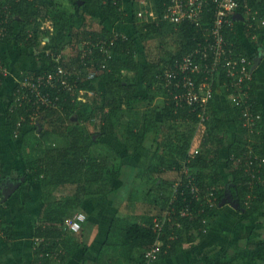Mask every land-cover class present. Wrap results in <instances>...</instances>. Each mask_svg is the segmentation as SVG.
<instances>
[{
	"label": "trees",
	"instance_id": "trees-1",
	"mask_svg": "<svg viewBox=\"0 0 264 264\" xmlns=\"http://www.w3.org/2000/svg\"><path fill=\"white\" fill-rule=\"evenodd\" d=\"M78 1L82 2L81 5H78ZM162 1L166 0H153L159 8V13L161 10L159 4ZM248 1L253 10H258L262 6L261 2L256 0ZM4 4L0 0L1 18L4 13ZM122 5L123 0H22L20 3L10 5L11 15L14 18H10L9 25L6 26L7 33L4 37L0 36V42L10 44L11 50L19 56L27 57L24 55L25 50H35L37 45L31 41L23 42V31L15 33L13 23L21 26L27 21L26 19L48 18L54 28L52 27L53 34L47 48L58 53L65 43L71 44L78 38L88 40L91 71L94 72L92 79L83 80V82L81 79L77 85L72 83L74 77H70L69 86L72 87V90L69 91L49 84L42 86L43 91L54 95L55 105L40 108L38 111L37 123L40 129L37 126L24 127L28 128L26 136L30 135L31 142H36L32 146V143L28 146L30 147L29 152L24 153V147H21L19 151L25 167L24 182L29 180L38 183L46 188V193H52L48 187L53 184L58 189L61 188L60 191L55 192L57 196L54 201L44 203V210L33 225L30 241L31 264H49L53 261L66 264L68 259L70 260L83 245L86 223L82 224L79 232L72 233L65 228V221L71 218L73 211H85L83 206L85 196L106 195L114 192L112 182L121 175V167L112 165L114 159L109 155V152L106 153L107 155L101 156V153L96 151L98 140L94 139V132L100 137L109 139L120 137L123 139L121 144L127 150L126 153L132 150L142 149L144 151L147 147L152 148L154 145L156 149L152 150L153 153L147 167L137 171L134 177L135 181H139L142 186L130 188L131 194L129 202L127 201V208L132 207L135 213L128 212L119 216L121 211L117 209V214L111 220L106 238L92 264H148L145 254L157 241L162 242V245L156 257L157 260L153 264H168L184 243H191L197 238L204 237L208 231L207 220L218 209L219 202L224 196L222 187L213 188V184L222 179L223 172L217 165L225 143L224 135L228 131L227 121L222 117V110L216 103L215 93L217 89L226 91L232 78L225 76L226 71L221 66L222 61L215 63L212 57L203 59L195 53L198 42L204 40L202 32L206 23L202 22L201 28L187 23L173 26L160 20L161 13L156 21L136 23L138 21L136 9L135 7L131 9L128 19L138 29V31L136 29L137 35L140 34L143 38L144 35L150 36L145 41L156 35L159 40L171 38L177 45L176 51L167 52L168 61L165 62V59L162 58L154 61L156 62L154 65L147 63L144 66L143 83L148 87L150 93L143 100L148 99L150 102L137 106L133 102L142 101L141 98L136 99V96H133L136 94L137 81L128 80V78L122 79L118 71L119 67H126L133 73H139L140 67L135 61V54L138 51L135 42L123 34V37L119 36L112 45H109L107 43L112 35L111 31L106 29L93 31L85 26L84 10L86 7L97 10L105 17L115 20L122 14ZM206 20L210 19L206 17ZM170 26H172L170 32L164 34L163 32ZM228 29L226 28L224 34L228 40L229 49L234 53L245 55L249 61L254 60L249 52V46L257 47L259 46L257 44L264 45V42L256 43L251 39L253 28L244 30L242 24L235 22V25ZM239 31H243L244 34L241 36ZM255 31L259 32V28ZM102 38L106 39L105 47L108 46L107 56L110 58H101L99 49ZM72 47L74 48V45ZM189 54H192L191 65L184 74L181 72V65L184 63V57ZM34 57L32 60L27 58L30 65L22 67L16 72L20 79L36 81L37 78L50 74L58 65L62 66V62H55L50 55H34ZM161 60L165 62L162 70L158 69V63ZM102 62L108 71L102 68ZM71 63H78V61L72 58ZM71 63L64 62V67H62L68 70ZM0 65L8 67V63L2 55H0ZM193 66L197 69L195 72H192ZM212 66H216L215 70L212 69ZM187 75L196 83L200 81L210 83L213 89V96L208 103L209 124L206 122V130L202 133L200 131L199 137H193V140L191 139L194 130L191 126L195 122L197 125L199 111L194 110L196 105L189 106L180 102L181 95L186 91L184 80ZM1 78L5 82L7 77L2 76ZM250 82L247 83L251 85L255 106L260 109L259 101L255 97L254 83ZM154 83L156 87L151 89ZM86 88L93 89L98 93L97 97H92V104L86 103L84 99H79L74 95L75 91L77 94ZM72 91L73 93H71ZM9 93L12 97L10 103L13 105L15 95L14 88L11 86ZM159 94L163 97L161 104L152 105L151 102ZM121 105L124 106L125 111L124 115L120 116L126 115L130 120H121L118 125L120 116L117 117V115L122 108ZM9 107L6 108L5 116L9 117L12 127L13 125L15 127L17 115L25 114L21 109L11 113ZM105 108H109L111 111L106 118L103 115ZM228 109L225 117L228 116L234 123H237L239 130L229 147L225 169L231 177L230 191L244 209L241 211V217L247 219L256 213L264 203V178L251 180V176L247 173L248 166L243 158L242 162L235 160L237 164L230 160L232 153L237 156V159L241 157L238 155L245 152L249 140H246L247 137L245 138L246 130L241 126L238 108L232 104ZM88 111L92 112L86 117ZM71 115L77 118L76 124L71 125L68 122ZM131 115L134 117L132 118ZM103 117L106 122L101 124ZM92 120L94 121L92 122ZM85 121L88 122L86 127L94 126L93 131L84 126ZM29 122L30 119L27 117L21 126ZM206 123L202 126H205ZM187 125L190 127V132L187 130L179 132V128H185ZM148 136H152L153 139L148 140ZM34 137H38V139L34 140ZM49 137H55L58 143L54 144L55 146L51 144L43 147L40 143ZM191 147L198 151L194 157L188 155L190 151L194 150ZM253 148L257 150L258 144L253 145ZM112 149L114 147L110 148L111 151ZM115 151V149L112 151L114 152L113 158L119 157L120 159L121 156ZM184 161L185 163H183ZM180 163L188 168L187 173L183 171L184 168ZM262 170L264 177V168ZM173 174H175L174 178L178 180L175 181L177 182L176 193L174 192L172 197H169L165 191L170 184H176L173 183L174 181L171 182ZM188 180L191 181L189 184ZM191 185L197 187L198 191L192 193ZM63 189L68 191L71 196H64ZM135 192L148 194V196L151 193L152 196L148 198L150 200L148 203L154 211L161 209L158 210L161 215L155 214V216L149 211L151 209L136 213L138 206L132 202L133 199L130 201L132 196H136L133 194ZM211 192L214 195L212 197L209 196ZM167 202L168 205L165 206ZM154 217L163 222L160 232L153 228ZM87 220L86 216L85 222ZM178 223H180V227L177 226ZM0 224V229L3 230L1 231L2 236L9 244L12 240L13 225L3 221L2 216ZM89 247L90 245L87 246V249H90ZM257 259L264 260V239L252 249H238L221 257L212 258L207 254H194L189 264H233L237 260L252 261Z\"/></svg>",
	"mask_w": 264,
	"mask_h": 264
},
{
	"label": "rangeland",
	"instance_id": "rangeland-1",
	"mask_svg": "<svg viewBox=\"0 0 264 264\" xmlns=\"http://www.w3.org/2000/svg\"><path fill=\"white\" fill-rule=\"evenodd\" d=\"M151 2H152L151 0H123V6L125 7V9H127V12H126L127 15L121 14V16L115 20H112L110 18L105 17L100 12H98L97 10H94V9L86 12V14H85V26H87V28L89 30L100 31L101 29H106V30L111 31L112 33H117V32L123 33L127 37L131 38L132 41L135 42V46L138 49V51L135 54V61L138 63V65L140 67L139 73H133V72L129 71L126 67H122V68L119 67L118 71H119L122 79L128 78V80L137 81L138 86L136 89V94L133 96H136V99L141 98V100H142L141 102H138V103L133 102L134 105L137 104V106H141L142 104H145L146 102H148V103L150 102L148 99L143 100L144 98H146L147 94L150 93L148 90V87L143 83L142 77H143L144 66L147 63L148 64L151 63V65H154V63H156L154 61H156L158 59H162V58L165 59V62L168 61L169 56H168L167 52L176 51V46H177L174 43L173 39H171V38H165V39L159 40L158 35H156L154 38L145 41V39L150 38V36L147 37V35H144L145 37L143 38L140 36V34L137 35L138 29L133 25L131 20L128 19V17H129L128 13L134 7L150 10L151 9L150 8ZM41 18L42 17H40V19ZM262 23L263 22L261 21V19H257L255 26L260 29ZM39 25H40V21H39ZM171 28H172V26L167 27L163 33L168 34L170 32ZM136 29H137V31H136ZM19 32H20L19 28H16L15 33H19ZM239 33H240V35L244 34L243 31H239ZM45 44H46V46H49V44H47V42ZM9 45L10 44H3L0 42V55L4 56L5 60L7 61L10 73H13V72L15 73V72L19 71L20 69H22V67L29 66L30 64H29V61L27 60V58L29 60H32L34 55L35 56L36 55H38V56L44 55L45 56L48 53V52H45L46 51L45 45H43L42 43H39V45L36 47L35 50H25L26 52L24 53V55H27V57L26 56H19V54H17L13 50H11ZM257 45H259V44H257ZM249 47H250L249 52L252 55V57L260 60L258 67H255V68H257V70H259V69L262 70L263 66H264L263 65V61H264V55H263L264 48L263 47H264V45H259L257 47L253 45V46H249ZM35 58L36 57H34V59ZM165 62H162V60H161L160 63H158L159 64L158 69H161V70L164 69V63ZM8 82H10L9 79H8ZM257 83H258L259 89H261V91H262L264 79L262 80L258 76ZM155 87H156V84L154 83L153 87L151 86V89H153ZM157 91L160 92L159 90H157ZM216 91L217 92L215 93V95H216L215 100L217 101L216 103L220 106V108L222 110V117L224 119H226V121H227L228 131L224 135L225 143H224V146L222 147L223 151L221 154V159L217 165V167L220 168V171L223 172L221 174L222 179L219 182L213 184V188L222 187L224 189V196L221 199V201L219 202L218 209L207 220L208 221L207 222L208 231L204 235V237L200 238V239L197 238L194 242H191V243H184L183 246L181 247V249L178 250V252L175 255V257L173 258V260L171 262H169L168 264H189V261L194 254L195 255L203 254L202 252H205L207 255L211 256L212 258L224 256L226 254L225 252L227 251V243H225V241H223V239L227 238V235H226L227 231H229L230 229H238V231L242 232V235H244L243 231L245 230V235H244V237H245L246 233H249V231L251 229V224H252L253 228L256 226L259 228L262 224H264L263 207L262 208L260 207V209L256 212L257 216H255L251 220L250 219L243 220V218L241 217V211L244 209L240 206L238 200L236 199L234 194H232L230 191L229 187H230L231 177H230L229 172L226 171V169H225L226 168V159H227L229 147L234 141V138L230 140V137H233L231 134L232 129L237 131V129L239 128V125L234 123L231 119H229L228 116L225 117V114L229 110L228 108L232 105L231 94L226 92L225 90H222V89H217ZM87 92L84 94H80L79 96L81 99L86 100V103L88 102V103L92 104L93 103L92 97H94V96L97 97L98 93L96 91H94L93 89H91L88 93ZM261 96H262L261 100L263 103L261 105V107L263 108V114H264V97H263L264 95H263V93H261ZM161 98H163V97L161 94H159V96L156 99H153V101L151 102L152 105L161 104V102L163 100ZM121 107L122 108L119 110V115H117V117L120 115H124V113H123L125 111L123 109L124 106L121 105ZM91 112L92 111H88L86 113V117H88ZM103 113L104 114L106 113L105 115L107 117V114L111 113V111H109V108H107L106 110H103ZM133 117L134 116H132V118ZM113 118H115V117L113 116ZM156 119L159 120L158 117H156ZM121 120L127 121V120H130V118L126 115L120 116V120H119V122H117V124L120 123ZM93 121L94 120H92V122ZM68 122L71 125L76 124L77 118L75 116H72L71 118H69ZM104 122H106V121H104ZM87 124H88V122L85 121L84 126L86 127ZM32 125L37 126V128L40 129V126L38 125L37 122L32 124ZM193 126L195 127V125H193ZM193 126H191V127H193ZM197 126L199 129H201L200 130L201 133L203 131H205L206 127H207V125H205V126L197 125ZM93 127H94L93 125H90L89 127H86V128L89 130H92ZM187 127H189V126L187 125ZM187 127L179 128V132H182L185 130L190 132V127L189 128H187ZM194 127L192 128L193 130H194ZM263 130H264V127H263ZM184 133H187V132H184ZM20 135H21V133L19 132L17 137H11L9 129H6V126L0 125V157L2 158V162H3L4 166H7L9 164V168L11 167L10 170H8L7 174L5 173L2 175V173H1V175H0V192L4 193L9 188H12L11 191L10 190L7 191V194L12 192L13 197L15 196V194H18L22 191H26V188L31 187L30 189H33V190H31V192H33L34 194L37 191V189H39L38 186L35 184H31V185L29 184L26 187L22 186L20 189L17 188V185H19V184H17V182L22 180L21 176H20V172H23V174H24V171H25L19 151H20L21 147H24L23 148V149H25L24 153L29 152L30 147H28V146L31 144V138H32V137H30V135L29 136L25 135L26 137H20ZM93 137H95L94 139H97V140L98 139H101L102 141L106 140L108 145L115 144V147L118 149L117 152L116 151L115 152L119 153V155L121 156L120 159H119V157L113 158L114 152L108 151L109 155H111L112 159H114L112 162V165H117V166L120 165L122 173L117 179H115L112 182L114 192L108 194L106 199L105 198L103 199L104 203L107 201L105 207L103 204V207L101 208L102 210L99 209V211L97 210L94 213V218L98 219V222H97L98 231L101 232L100 235H104V228L106 227V225L109 224V221L107 222V218L109 217V219H110L112 217V214L114 217L117 214V209H119V211H121L125 214L128 212H134L135 213V211L132 210V207L127 208V205H128L127 203L129 202V197L131 194L130 187H132L134 185L139 186V187L142 186L139 181L135 184V181L133 179L136 176L137 171H139L141 169H145L147 167V164L151 159L153 148L147 147V149H148L147 151H143L141 149V150L134 152L132 150L131 152H129L130 153L129 154V153H126L127 150L125 149L124 145L120 143L123 140L120 137H115L114 139H109L107 137H100L95 132L93 133ZM36 139H38V137H34V140H36ZM147 139L151 140V139H153V137L148 136ZM229 140H230V143H228ZM57 143H58V141L55 139V137H49L48 139H44L40 144L43 147H45V146H49L51 144L56 145ZM34 144H36L35 141L32 142L31 146ZM109 148H110V146H109ZM12 150L14 151V153H13V156L11 159V157L9 158L8 151H12ZM183 163H185V161ZM180 164L182 165V168H184V171H185L186 168H185L184 164H182V163H180ZM174 175L175 174H173V176L171 175V182L174 181L173 183H176V184L175 185L170 184L169 188H167V190L165 191V194L169 197L170 196L172 197V195L175 192V189L177 187V182H175V181H178V180H176V178H174L175 177ZM148 187H149V185H148ZM133 194H135L136 196H132V198H130V201H131V199H133L132 202H135V204L138 206L136 213L146 211V209H151L149 211L152 212L154 215L155 214L161 215V212L158 211L161 209H158V210L156 209V211H154L151 208L150 203H148V201H150L148 198L152 196L151 193H150V196H148V194L137 193V192H135ZM87 202L88 203H86L85 206L86 207L88 206L89 211H91L94 207H93V205L91 206V203L89 202L88 199H87ZM161 204H163V203H161ZM167 205H168V202L165 204V206H167ZM17 207H18V209H15V216H16V222L18 224V228H19L20 232H18L16 237H15L14 246H12L11 249H8V247H6V245L3 242V239L1 238V235H0V262L2 264H31V242L30 241L32 238V233H33V225L30 224L29 221L27 220V211L21 210L19 206H17ZM28 210H31V209L29 208ZM73 213H75V211H73L72 214ZM99 219H100V221H99ZM155 221H157V223L159 225H163V222L161 220L154 217L153 218V226H154ZM257 231L263 233L264 229L260 228ZM22 234L24 236V239L19 240V238ZM213 236H217L216 240L214 239ZM222 236H224V237L222 238ZM97 238L98 239H96V241L95 240L93 241V243L94 242L95 243L93 245H90V247H89L90 249H87L86 244L81 245V247L79 248L77 253L72 258H70V260L68 259L67 264H92L94 262V256L96 254L95 250L100 248L98 246L102 242L100 236H97ZM242 240H245V239L242 238ZM216 241H218L220 244H222L224 246L225 251H224L223 247H221L222 249L220 247H219L220 249L216 248V245H215ZM87 242L89 243V241H87ZM159 245H162V242H159ZM241 245H242V242H241ZM232 251H233V248H232ZM156 260H157V258H155L153 261H151V264L154 263ZM238 261L239 260L235 261L233 264H244V263L238 262ZM59 263L53 261L51 264H59ZM198 264H201V263H198Z\"/></svg>",
	"mask_w": 264,
	"mask_h": 264
},
{
	"label": "crops",
	"instance_id": "crops-1",
	"mask_svg": "<svg viewBox=\"0 0 264 264\" xmlns=\"http://www.w3.org/2000/svg\"><path fill=\"white\" fill-rule=\"evenodd\" d=\"M2 1L5 3L4 4L5 8H3L4 13H2L3 14L2 18L0 17V26H1V29H2L1 37H4L6 35V33H7V30H6L7 27L6 26L9 25L10 18H12V19L14 18V16L11 15L10 5L12 3H20V1H22V0H2ZM28 1H33V0H28ZM151 1L152 2L150 3L151 4V7H150L151 9L150 10L142 9V8H135L136 9V18L138 20V21H136V23H142V22L151 23L153 21H156L158 16H160V13H161L160 20L166 21V22L172 24L173 26H176V25H179V24H182V23H187V24H190V25H194V24L189 23V22H182V23L174 24V23H171V22L165 20L164 16H165V14L168 11L169 6L171 5L170 0H166L164 2L163 1L160 2V4H159L160 9H161L160 13H159V8L157 7V4L154 3L153 0H151ZM256 1L261 2L262 6H260L258 8V10H253V9L252 10L256 11L257 19H261V21H263V24L261 25V27L259 29V32L255 31V29L257 30V27L253 28L254 32H252V34H251V39L253 41H255L256 43L257 42L261 43V42H264V16H263L264 1L263 0H256ZM81 3H82L81 1H78V5H81ZM248 3H249V1H248ZM260 8H261V11H260ZM90 10H92V8L86 7V9L84 10L85 14H86V12H88ZM121 11H122L123 15L124 14L127 15V13H126L127 9H125V7L123 5L121 6ZM207 12L208 11H206V17L210 19V16H209L210 14L207 13ZM26 20L27 21L24 20L25 23L23 25H21V26H17V24L13 23L14 31H16V28H19V30L21 32L23 31V33H24L23 42L24 41L25 42L31 41V42L35 43L37 46L39 45V43H42L46 47V49H45L46 51L45 52H48L47 55H45V56L50 55L51 58L55 62L58 59L57 60L58 63L62 62L61 63L62 66L64 65V62L71 63L72 58L76 59L78 61V63H71V65L69 66L70 69L67 70L74 76L80 75V73L83 72L84 70L91 71L92 64H91V61L89 60V54H90L89 48H90V45H89V41L88 40H80V38H78L79 40L76 39V41H72L71 44L70 43H65L63 45V47L59 49L58 53H54L51 49L47 48L48 46H46V44H45L47 42V44L50 45V42H51V35L53 34V29H52L53 25L51 23V20L48 19V18H44V17H42L41 19L39 17L38 18L36 17V18H30V19H26ZM39 21H40V25H39ZM194 26L196 27V25H194ZM115 34L124 36L123 33H118L117 32V33H112L111 37H113ZM105 40L106 39L102 38L100 44L103 43ZM1 43L6 44L4 42H1ZM198 43H200V42H198ZM72 45H74V48L72 47ZM105 45H103L100 48L107 49V51L99 50V53H100L102 59H105L106 57L110 58V56H107L108 55V46L106 48ZM259 45H262V44H259ZM263 55H264V51H263ZM102 66H104L105 67L104 69L106 71H108V68L105 66L104 62H102ZM7 70H8L9 77L6 78L5 82H3L2 86L0 87V125L1 126H6V129H9L11 137H14V133L15 132L16 133L20 132L21 133L20 137H26L25 135H27L26 131L28 130V128L34 127V125H32L30 122L28 124H25L24 126H21L22 123L24 122V120L28 117L27 113H25L23 111L25 115H22L21 113H20V115H17L15 127H14V125L12 127L11 121L9 120V117L5 116V111H6L7 106L8 107L9 106L10 107L13 106L12 103H10L11 99H12V97H11V95L9 93L10 86L13 87L14 84H16V79H20V77H18L16 75V72L15 73L14 72L10 73L9 67H7ZM253 74H254L253 78L255 79V81L253 82V78H252L250 83H252V82L254 83V86H255V89H256L255 90L256 91L255 97L259 101L260 109H257V107L255 106L253 93L251 92L252 91L251 85H249V89H248V91H249L248 103H250V105L249 104H245V105H243L241 107H237L235 105L234 106L237 107L238 110H239V118H240L241 126H242V128H244L246 130L245 138L247 137L246 140H249V145L248 146L250 147V149L253 150V152H252L253 155H256V156H258L260 158H264V130H263V127H264V114H263V108L261 107V105L263 104L262 100H261V97H262L261 93H263V95H264V83H263V86H262V88H263L262 91H261V89H259L258 83H257L258 76L262 80L264 79V68L262 70H260V69L257 70V68H254L253 69ZM8 79H9L10 82H8ZM83 80L86 81V80H90V79L84 78ZM83 80H82V82H83ZM201 82L202 81H200L199 83H201ZM77 84H75V85H77ZM88 90H89L88 88H86L84 90L82 89L77 94H76V91H75L74 95L77 98L81 99L79 95L86 93ZM211 90H213V89L211 88ZM226 91L228 93H230L229 90H226ZM71 93H73V91ZM51 95L54 98V95L52 93H51ZM248 107H249V110H251L252 112H254V113H256V114H258L260 116V118L257 119V128H256L257 131H250L249 132V131H247L246 127L243 126V112ZM40 108H45V107L41 106ZM106 109L107 108H105L104 110H106ZM206 109L208 111V105L206 106ZM13 112H15V110L11 111V113H13ZM97 114L99 115V113H97ZM105 114L103 113L104 117L106 118ZM72 116H74V115H71V117ZM104 117L101 118V124H104L105 123L104 121H106V119H104ZM209 120H210V117L208 118V121ZM208 121H207V123H208ZM19 123H20V125H19ZM179 123H183V122H179ZM207 123L205 125H207ZM184 124H186V123H184ZM179 125H181V124H179ZM194 125H195V127L193 126L194 127V132H193V136L192 137H199L200 134L198 135V133H200V129L196 125V122H195ZM25 126L28 127V128L27 129L24 128ZM238 130H239V128L237 129V131ZM237 131L232 129V133L231 134H232L233 137H230V140L236 137ZM193 139L194 138H192L191 140H193ZM230 140H229L228 143H230ZM255 144H258V146H259V148L257 150L253 148V145H255ZM109 146H110V148L114 147V149L116 151L118 150L115 147V144L108 145L106 140L102 141L101 139H98V143L96 144V147L98 149L96 151H98V153H101V156L107 155L106 153H108V151L109 152L114 151V149H112V151L109 150L110 149ZM152 148L155 150L156 149L155 145ZM147 150L148 149H146L144 151H147ZM222 151L223 150H221V154H222ZM13 153H14L13 150L12 151H8L9 158L11 157V159H12ZM252 166H253V168H251L250 171H247V173H249L251 178L253 180L264 178L263 175H262V172H263L262 169L264 168V164L260 168L257 167L258 163H255ZM10 168H9V164L7 166H4V164L2 162V158L0 157V175H1V173H2V175L5 174V173L7 174L8 170H10ZM256 169L259 172L255 171ZM24 170H25V167H24ZM253 174L255 175V177H252ZM20 176H21L22 180L19 179L20 181L17 182V184H19V185H17L18 189H20L22 186L26 187L29 184L30 185L31 184H35V185L38 186L39 189H37V191L34 194L33 192H31V190H33V189H30L31 187L30 188H26V191H22V192H20L18 194H15L14 197H13V193L12 192L7 194V191L8 190L11 191L12 188H9L4 193L0 192L1 193L0 194V199H1V202H0V217L2 216V220L5 221L6 223H9V224L13 225L12 226V230H11L12 240H11V242L9 244L6 243L7 240L5 239L4 236H2V232H1V231H3L2 228L0 229L1 238L3 239V242L5 243L6 247H8V249H11V247L14 246L15 237H16L17 233L20 232V230L18 228V224L16 222V216H15V209H18L17 206H19L21 210H26L27 211V220L29 221L30 224L34 225L35 222L37 221L38 217L40 216L41 212H43V210H44L43 209L44 208L43 207L44 203L45 202H49V201L50 202L54 201L55 200V196H57V193H55V192L60 191V189H61V188L58 189L57 187H55V184H53V185L48 187V189H50L52 193H46V191H45L46 188H44L40 184L35 183L33 181H29V180L24 182L25 178H24L23 172H20ZM133 180L135 181V178ZM137 182L138 181H135V184ZM132 187H130V188H132ZM64 196H71V194L68 191L64 190ZM107 196H108V194H106V195H98V196H88V197L85 196L84 205H83L85 211L84 212H80V211L76 212L75 211V213L72 214V216H73L76 213H84L87 216V218H88L87 222H85L86 223V231L84 232V236H83V240H82L83 244L84 245L86 244V246L93 245L95 243V242L93 243V241L94 240L96 241V239H98L97 236H100L102 242L99 244L98 247H101V244L104 242V240L106 238L108 226H109L111 220L113 219V214H112V217L110 219H109V217L107 218V222L109 221V224L106 225V227L104 228V235H100L101 232L98 231V227H97L98 219L94 218V213L97 210L99 211V209L102 210L101 208L103 207V204H104V207H105L107 201L104 203L103 199L104 198L106 199ZM87 199L91 203V206L93 205V207H94L92 209L93 211L92 210L89 211V207L85 206V204L88 203ZM262 207H263V210H264V203L262 204L261 208ZM29 208L31 210H28ZM123 214L124 213L121 212L119 214V216H121ZM255 216H257V213H254V214L250 215L247 219H243V220H248V219L251 220ZM99 221H100V219H99ZM260 228L264 229V224H262L259 228L257 226L253 228V226L251 224V229H250L249 233H246L245 237H244L245 230L243 231L244 235H242V232H239L238 229H230L229 231H227V233H226L227 238L223 239V241H225V243H227V251L225 253L229 254V253H232V252H234V251H236L238 249H245V248H251L252 249L255 246H257L258 244H260L262 242V240L264 239V232L261 233V232L257 231ZM213 237L216 240L217 236H213ZM223 237L224 236H222V238ZM242 238H244L245 240H242ZM22 239H24L23 234L20 236L19 240H22ZM87 241H89V243ZM241 242H242V245H241ZM215 245H216L217 249H220L221 247H223V249L225 251L224 246L222 244H220L218 241L215 242ZM232 248H233V251H232ZM99 249L100 248L95 250L96 254L94 253L95 254L94 258L98 254ZM202 253L206 254L205 252H202ZM31 254H32V250H31ZM199 255H201V254H199ZM238 262H242L244 264H264V260H262V259L261 260L257 259V260H252V261L239 260ZM31 263H32V257H31ZM51 263H49V264H51ZM0 264H2V263L0 262Z\"/></svg>",
	"mask_w": 264,
	"mask_h": 264
},
{
	"label": "built area",
	"instance_id": "built-area-1",
	"mask_svg": "<svg viewBox=\"0 0 264 264\" xmlns=\"http://www.w3.org/2000/svg\"><path fill=\"white\" fill-rule=\"evenodd\" d=\"M170 2L171 5L164 16L165 20L174 24L189 22L200 28L203 26L202 22L206 23V27L203 28L202 32L204 40L197 45L195 53L200 55L203 59H208L210 56L213 58L215 63L222 61L221 66L226 71L225 76L232 78L230 85L227 87V90H229L231 94L232 103L237 107H241L245 104L250 105V103H248L249 84L247 82L252 80L255 59L249 61L245 55L234 53L230 50L228 47V40L224 34L226 28L231 29L233 25H235V22L236 24H242L244 30L256 27L255 23L257 22V13L252 10L248 0H170ZM206 11L210 14V20L208 21L205 16ZM1 34L2 29L0 26V36ZM119 36L123 37L115 34L109 39L107 44L112 45ZM105 44L106 43L104 41L100 44V47ZM99 50L107 51V49L104 48H100ZM191 55L192 54L186 55L184 57V63L181 65V72L184 74H186L187 68L191 65ZM57 60L56 62L58 63ZM215 67L216 66H212V69L215 70ZM102 68L105 67L102 66ZM196 70V67L193 66L192 72H195ZM2 76L8 77L9 75L7 68L0 65V85L3 84L1 78ZM72 76L74 77L72 83L75 85L82 78L92 79L94 72L84 70L80 73V75L74 76L62 66L58 65L50 74L46 76L43 75L40 78H37L36 81L16 79V84L13 86L15 95L14 104L12 107H9V110L16 111L21 109L27 113L31 124L36 123L38 111L41 106L51 107L55 105V99H53L51 93L43 91L42 86L49 84L55 87L59 86L69 91L72 90V87L69 86V79ZM184 81L186 91L183 95H181L182 97L180 102L189 106L196 105L197 107L194 110L199 111L197 125H203L209 118L206 106L213 96L210 86L211 84L205 82L196 83L188 75L185 77ZM259 118L260 116L249 110L248 107L243 112V126L246 127L249 132L257 131V119ZM17 136L18 133L15 132L14 137ZM192 149L194 150L190 151L188 155L194 157L198 151L196 148ZM252 152L253 150L247 146L245 152L242 155H238L241 156L239 159H237V156L232 153L230 160L233 162H235V160L242 162L244 159L246 165L248 166L247 171H250L251 168H253L252 165L255 163H258L257 167L260 168L264 164V158L253 155ZM185 168L186 170L183 171L187 173L188 168L186 166ZM255 171L259 172L257 169ZM252 177H255V175L253 174ZM190 182L191 181L188 180V184ZM190 191L195 193L198 191V188L191 185ZM209 196H214L213 192H211ZM184 214L186 215V213ZM85 221L86 215L84 213H76L73 217L65 221V228L72 233L79 232ZM177 226L180 227V223H178ZM162 227V225H159L157 221H155L153 228L156 231L160 232ZM160 247L161 245H159V241H157L155 245L145 254L146 262L148 264H150L151 261L157 257V254L160 252Z\"/></svg>",
	"mask_w": 264,
	"mask_h": 264
},
{
	"label": "water",
	"instance_id": "water-1",
	"mask_svg": "<svg viewBox=\"0 0 264 264\" xmlns=\"http://www.w3.org/2000/svg\"><path fill=\"white\" fill-rule=\"evenodd\" d=\"M254 61H255V63H254V68H255L260 63V60L256 58Z\"/></svg>",
	"mask_w": 264,
	"mask_h": 264
}]
</instances>
